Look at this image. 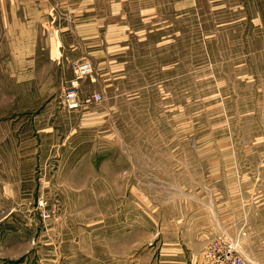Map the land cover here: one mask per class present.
I'll return each mask as SVG.
<instances>
[{
    "label": "rangeland",
    "instance_id": "rangeland-1",
    "mask_svg": "<svg viewBox=\"0 0 264 264\" xmlns=\"http://www.w3.org/2000/svg\"><path fill=\"white\" fill-rule=\"evenodd\" d=\"M25 1L0 51V264H264V0Z\"/></svg>",
    "mask_w": 264,
    "mask_h": 264
},
{
    "label": "crops",
    "instance_id": "crops-1",
    "mask_svg": "<svg viewBox=\"0 0 264 264\" xmlns=\"http://www.w3.org/2000/svg\"><path fill=\"white\" fill-rule=\"evenodd\" d=\"M25 8V0H0V51L7 49L11 40L26 39Z\"/></svg>",
    "mask_w": 264,
    "mask_h": 264
},
{
    "label": "built area",
    "instance_id": "built-area-1",
    "mask_svg": "<svg viewBox=\"0 0 264 264\" xmlns=\"http://www.w3.org/2000/svg\"><path fill=\"white\" fill-rule=\"evenodd\" d=\"M74 78L70 80L66 86L64 92V104L68 109H75L80 106L81 101L78 95V81L89 74L92 71L91 63L87 60H82L73 66ZM102 99V96L99 92H94L87 96L84 101L87 103L90 102H99ZM209 256L213 258L215 253L213 250L209 251ZM218 264H243V260L238 255H233L230 252L225 253V257L217 261Z\"/></svg>",
    "mask_w": 264,
    "mask_h": 264
}]
</instances>
